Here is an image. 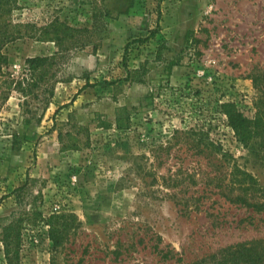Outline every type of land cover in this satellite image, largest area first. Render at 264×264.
Listing matches in <instances>:
<instances>
[{"label": "rangeland", "instance_id": "rangeland-1", "mask_svg": "<svg viewBox=\"0 0 264 264\" xmlns=\"http://www.w3.org/2000/svg\"><path fill=\"white\" fill-rule=\"evenodd\" d=\"M17 2L13 23L29 32L54 20L74 31L4 48L0 83L30 78L29 58L55 61L33 95L4 100L0 87V264L14 216L19 264H264V0ZM223 104L254 122L256 153ZM119 106L131 112L125 130ZM243 172L259 210L232 202ZM59 213L70 229L55 247L45 219Z\"/></svg>", "mask_w": 264, "mask_h": 264}, {"label": "trees", "instance_id": "trees-1", "mask_svg": "<svg viewBox=\"0 0 264 264\" xmlns=\"http://www.w3.org/2000/svg\"><path fill=\"white\" fill-rule=\"evenodd\" d=\"M18 7L17 0H0V76L4 74V67L8 66L9 59L8 56L4 53V48L6 45L18 38L23 36H34L38 39H47L48 41L61 42L70 32H73L74 29L66 24L61 23L58 20L52 21L49 25L42 28V34H34L29 32L28 28L35 27L30 24H14L12 19V14L15 9ZM25 29V30H24ZM54 33V34H53ZM63 33V35L61 34ZM155 32H151V35H154ZM55 56H37L29 58L27 60V69L29 77L22 78L21 80L9 79L0 83V87L4 85V89H7V94L3 97L4 100L8 99L9 92L17 90L22 93L25 97L28 95H33L36 88H39L42 84L49 83L53 77L51 72L52 64L55 61ZM128 70L127 78L123 80H135L132 78V71ZM49 98H52L54 95V90L52 87L44 88L43 90ZM224 112L228 116L229 125L235 132L238 140L244 144L245 147L249 148L252 153H256V148L259 146V138L257 137L258 132L254 127V122L245 117L240 111H238L233 104H223ZM131 124V112L126 106H119L116 109V118L115 126L118 130H125L130 127ZM201 135H204V130H199ZM225 156L227 154H224ZM264 157V156H263ZM239 172V169L233 171L232 175ZM242 179L235 180V184L239 189L243 191L244 194H240L236 199H232L234 203H240L248 205L250 207H256L258 210L262 207L263 204L256 203L253 205L250 203V199L247 196L249 191V186L246 185V172H243ZM233 184V185H235ZM28 190V183L17 187L13 195L16 196L18 204L23 205L24 196ZM246 196V197H245ZM187 207V206H186ZM38 213V212H37ZM41 219L44 217L42 214ZM70 215L65 213L53 214L49 218L45 219L49 227V235L55 247L61 246L70 229ZM24 228V219L20 216L9 221L6 225L2 227L1 240L4 244L5 255L7 259V264H19L20 248L22 243V229ZM239 252V251H238ZM178 261L183 259L179 258ZM227 257H224L220 260L221 264H228ZM233 264H245L244 260H236ZM248 264H254L253 260L249 261Z\"/></svg>", "mask_w": 264, "mask_h": 264}]
</instances>
